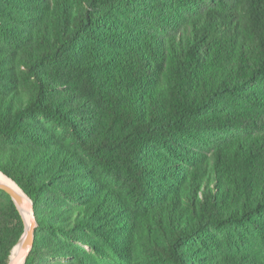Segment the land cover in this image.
Instances as JSON below:
<instances>
[{
  "label": "trees",
  "instance_id": "trees-1",
  "mask_svg": "<svg viewBox=\"0 0 264 264\" xmlns=\"http://www.w3.org/2000/svg\"><path fill=\"white\" fill-rule=\"evenodd\" d=\"M0 82L12 91L0 90L12 146L0 173L38 226L39 194L58 178L59 193L94 196L56 231L136 235L172 264H264V0H0ZM39 117L79 152L33 129ZM89 163L124 174L141 216L113 188L98 192ZM23 230L0 191V264ZM213 233L230 243L220 249Z\"/></svg>",
  "mask_w": 264,
  "mask_h": 264
},
{
  "label": "rangeland",
  "instance_id": "rangeland-1",
  "mask_svg": "<svg viewBox=\"0 0 264 264\" xmlns=\"http://www.w3.org/2000/svg\"><path fill=\"white\" fill-rule=\"evenodd\" d=\"M16 23L20 29L26 27L19 22ZM27 29H33V27ZM20 47L21 46L18 48ZM22 49L26 53H29V47ZM8 87L4 85V82H0V90L4 95L12 92ZM19 87H25L24 81H20ZM32 127L33 129H39L41 133L50 136L49 138L55 139L63 146L75 152H79L70 131L65 129L57 120L39 117ZM22 140H24L23 142L26 144L34 143L30 138L23 137ZM10 147L12 146L0 136V150L6 151ZM89 166L96 175V182L99 186L98 192L101 191L103 186L106 188H113L119 193V196L125 201L129 209L132 210H130L132 214L134 215V213H136V215L138 214L141 216L140 213L142 212V208L140 206L138 208L133 206L132 202L134 197L131 198V190H128L130 183H128V180L122 172H106L92 163H89ZM79 179L83 182L89 181L82 177ZM53 181L56 185L53 184L48 186L39 194V226L36 223L39 252L35 253L34 264H78L79 262H85L87 264H172L170 259L161 251L152 250L140 241L138 242L136 235L132 236L130 241L124 240L122 243L116 240L115 242L109 243L107 238L99 235V233H104L103 229L100 228H97L99 232L93 230H79L77 233H74L73 236L53 229L52 226H55L57 221L62 218L64 210L72 211L74 209H81L85 204H89V199L94 196L91 192L92 188H88L89 190H87L86 196H83L82 200H78L76 197L71 198L68 195L59 193V188L57 186L59 185L58 178H55ZM135 204L134 202V205ZM147 208L149 207L147 206ZM145 214H147V212L143 213V215ZM78 233L83 235L82 238H76ZM239 233L244 237H248V233L244 229H240ZM213 235L220 249H224L226 244H228V242L230 243V240H228L224 234L213 233ZM201 247L205 252L210 250L209 245ZM59 248L64 249L66 253L58 252L56 249ZM253 248L254 250L260 248L258 240L256 243H253ZM259 255H261V253H259ZM184 264L186 263L184 262Z\"/></svg>",
  "mask_w": 264,
  "mask_h": 264
},
{
  "label": "water",
  "instance_id": "water-1",
  "mask_svg": "<svg viewBox=\"0 0 264 264\" xmlns=\"http://www.w3.org/2000/svg\"><path fill=\"white\" fill-rule=\"evenodd\" d=\"M10 180V179H9ZM11 181V180H10ZM14 183L13 181H11ZM15 184V183H14ZM0 191L5 193L15 208L22 217V213H28L29 218L27 222L22 217L24 222L23 234L20 237L17 244L13 247L7 264H24L33 245V234L37 226L33 213V207L31 201L22 192V196H19L16 192L0 184ZM15 251V252H14Z\"/></svg>",
  "mask_w": 264,
  "mask_h": 264
},
{
  "label": "bare ground",
  "instance_id": "bare-ground-1",
  "mask_svg": "<svg viewBox=\"0 0 264 264\" xmlns=\"http://www.w3.org/2000/svg\"><path fill=\"white\" fill-rule=\"evenodd\" d=\"M0 184L16 192L19 196H22V191H20L19 188L14 183H12L8 178H6L1 173H0ZM22 217L25 220V222H27L29 215L28 213H22Z\"/></svg>",
  "mask_w": 264,
  "mask_h": 264
}]
</instances>
